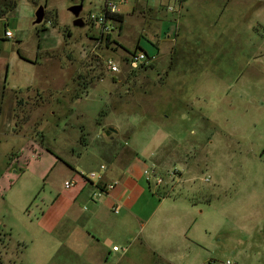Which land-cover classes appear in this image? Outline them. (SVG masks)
I'll list each match as a JSON object with an SVG mask.
<instances>
[{
  "label": "rangeland",
  "instance_id": "1",
  "mask_svg": "<svg viewBox=\"0 0 264 264\" xmlns=\"http://www.w3.org/2000/svg\"><path fill=\"white\" fill-rule=\"evenodd\" d=\"M190 1L204 13L207 0ZM238 1V14L225 12L237 19L197 24L193 49H163L132 69L139 38L150 52L156 41L142 15L127 19L120 38L116 28L100 39L89 17L101 15L103 0H17L0 20V264L51 255L44 237L29 243L46 182L68 190L70 164L102 148L159 159L161 189L174 188V212L191 219L197 245L182 264H264V0ZM108 128L118 135L105 136ZM136 249L129 264H151Z\"/></svg>",
  "mask_w": 264,
  "mask_h": 264
},
{
  "label": "crops",
  "instance_id": "2",
  "mask_svg": "<svg viewBox=\"0 0 264 264\" xmlns=\"http://www.w3.org/2000/svg\"><path fill=\"white\" fill-rule=\"evenodd\" d=\"M124 6L127 9H123ZM168 6L174 11H169ZM201 8L204 13L197 14L190 0H162L156 5L149 0L126 3L120 9L124 21L118 25L117 38H120L127 19L139 14L143 16L145 25L154 26L156 30L152 38L156 39L155 42L150 43L147 38L153 51L144 49L143 36L137 43L140 50L147 53L151 60L167 48H170L171 55H175L179 48L183 49V44L185 48L191 46L193 38L202 40L195 31L198 23L213 28L229 16L225 13L229 8L238 14L243 4L238 0H207ZM109 35L111 33L106 36ZM111 41L123 46L117 39L111 38ZM104 151V148L96 150L85 163L80 162L83 153H78L80 157L73 162L79 161L81 167L74 169L75 165L70 164L73 172L70 170L69 178L75 183L72 188L59 192L53 184L46 182L43 205L37 206L35 221L29 218L30 224L36 225L35 231L32 230L34 237L29 243L34 244L37 238L44 237L52 244V253L41 261L27 260L26 264H129L133 247H137L135 252L138 256L144 252L147 263L182 264V258H186L197 246L193 240L191 245L189 243L191 219L182 222L183 218L174 212L175 205L179 203L174 188H152V183L144 174L148 168H157L159 159L140 156L131 150H122L124 158L120 157V151L109 156ZM104 163L107 169L100 172L99 180L89 182L80 177L81 172L100 171V165ZM109 183L117 185L109 194L93 198L98 186ZM166 191L174 193L166 195ZM115 246L119 248L117 251L113 250ZM57 255L60 259L55 260Z\"/></svg>",
  "mask_w": 264,
  "mask_h": 264
},
{
  "label": "built area",
  "instance_id": "3",
  "mask_svg": "<svg viewBox=\"0 0 264 264\" xmlns=\"http://www.w3.org/2000/svg\"><path fill=\"white\" fill-rule=\"evenodd\" d=\"M104 6L101 12V15L98 16H90L89 19L95 23H97L101 29L102 38L111 32H113L118 25L120 24L115 18L114 15L120 14L121 6L128 3L129 0H103ZM181 2L182 0H176ZM169 11H174V8L168 6ZM13 34L10 31L5 32V37L10 39ZM148 61V55L144 51H139L138 53H134L129 58V64L132 69L138 68L141 64H146ZM107 69L111 73H118L120 71L119 66L116 62L111 59L105 61ZM107 169L105 164L100 165V171H91V172H81L79 175L81 178L87 181L99 180L101 178V171H105ZM144 174L147 180L150 183H154L155 188H161L162 184H164V179L156 172V168H148L144 171ZM179 174L177 169L168 173V176L172 179ZM75 185L73 180L67 181L64 183V187L66 189L72 188ZM117 183H109L98 186L92 195L93 198H100L104 195L109 194L115 187ZM118 247H113V250L117 251ZM226 264H231L229 261Z\"/></svg>",
  "mask_w": 264,
  "mask_h": 264
},
{
  "label": "trees",
  "instance_id": "4",
  "mask_svg": "<svg viewBox=\"0 0 264 264\" xmlns=\"http://www.w3.org/2000/svg\"><path fill=\"white\" fill-rule=\"evenodd\" d=\"M33 1L36 2L37 0H33ZM16 7H17V0H0V18H3V17H5V16H7L8 14H10L11 12H13V11L16 9ZM56 17H57V15H56V13H55V20H53V24L56 22ZM46 18H47V21L52 20V19L50 18V16H49V13H48V12H46ZM114 18H115L119 23H123V21H124V17H123V15H121V14L114 15ZM101 38H102V36H101ZM107 39H109L108 36H107ZM137 49H141V47L138 45V46H137ZM0 53H1V52H0ZM80 141H81V143H83V138H81ZM47 151L53 154L52 151H50V150H48V149H47ZM16 156H17V155H16ZM58 159H59L60 161H62L61 158L58 157ZM158 189H159V188H158Z\"/></svg>",
  "mask_w": 264,
  "mask_h": 264
},
{
  "label": "water",
  "instance_id": "5",
  "mask_svg": "<svg viewBox=\"0 0 264 264\" xmlns=\"http://www.w3.org/2000/svg\"><path fill=\"white\" fill-rule=\"evenodd\" d=\"M44 16H45L44 8L39 7V9L36 12V21L35 22L41 23L44 19ZM78 22H80V21H78ZM111 134L113 136L118 135L117 131L114 130L113 128H108L107 130H105V136L109 137Z\"/></svg>",
  "mask_w": 264,
  "mask_h": 264
}]
</instances>
